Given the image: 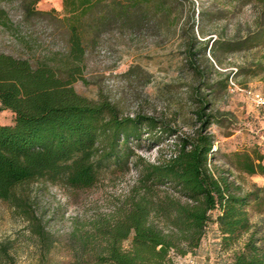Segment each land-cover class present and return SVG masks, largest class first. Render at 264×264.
Segmentation results:
<instances>
[{"label": "trees", "instance_id": "1", "mask_svg": "<svg viewBox=\"0 0 264 264\" xmlns=\"http://www.w3.org/2000/svg\"><path fill=\"white\" fill-rule=\"evenodd\" d=\"M180 1L62 0L69 46L64 75L48 62L32 64L27 58L0 52V111L13 114L10 124H0L1 200L20 201L17 188L37 180L84 189L93 186L109 166L123 168L132 162L137 168L129 194L113 211L71 231L76 244L72 264H170L172 254L184 256L199 246L210 223L216 226L224 249L245 236L226 264H264V184L245 187L233 179V171L264 176L263 156L256 149L235 150L215 163L217 149L210 131L214 114L208 93L194 89L196 127L186 133L154 115H122L108 98L88 99L72 86L85 54L83 33L93 26L83 20L86 15L97 11V25L168 28L182 14ZM254 1L260 3L264 20V0ZM198 14L202 20L203 9ZM6 20L0 5V24ZM189 20L192 26L185 46L189 65L200 85L210 90L207 76L193 63L196 58H190L196 54L191 52L192 45H201L204 55L210 40L195 35L193 11ZM261 42L264 27L241 39H214L209 50L213 48L217 58L220 47L236 51ZM229 74H221L225 84ZM144 135L153 143L158 136H174L175 142L167 156L150 162L132 147ZM35 233L42 249L39 264H51L43 260L53 244L51 237L39 225ZM0 253L6 264H16L5 245H0Z\"/></svg>", "mask_w": 264, "mask_h": 264}, {"label": "rangeland", "instance_id": "2", "mask_svg": "<svg viewBox=\"0 0 264 264\" xmlns=\"http://www.w3.org/2000/svg\"><path fill=\"white\" fill-rule=\"evenodd\" d=\"M181 0L182 14L170 27L144 24L139 29L120 28L111 23L95 24L97 11L84 17L92 23L83 33L85 54L80 72L72 83L75 91L88 99L103 96L114 103L122 115L144 113L169 120L178 131L190 133L196 127L194 89L208 93L214 120L216 160L224 153L256 149L264 161V109L257 106L254 94L264 97V42L236 51L217 49V58L209 50L214 39H241L264 27L260 3L252 0L232 3L225 0ZM7 20L0 24V52L27 58L32 64L45 61L64 75L68 52V29L62 0H0ZM203 9V19L198 12ZM194 13L195 35L209 39L204 55L202 46L192 45L193 63L207 76L212 88L206 89L194 76L186 52L191 32L189 17ZM202 30V31H201ZM228 82L222 73H229ZM232 79L239 89L229 86ZM250 92V93H248ZM13 114L0 111V124H10ZM144 135L132 143L135 152L147 161L165 157L173 148L174 136H158L156 143ZM131 161V160H130ZM137 178L132 162L127 167L109 166L102 170L89 188H72L58 181L37 180L17 188L21 200L10 203L0 199V245L16 264H39L42 249L35 233L39 225L52 239L43 259L51 264H72L75 241L71 231L100 214L113 211L129 194ZM233 179L247 187L264 184L262 175L233 171ZM252 221L257 220L249 208ZM245 236L231 248L220 245L216 226L210 223L201 242L192 253L172 254L170 264H226ZM0 264H6L0 253Z\"/></svg>", "mask_w": 264, "mask_h": 264}, {"label": "built area", "instance_id": "3", "mask_svg": "<svg viewBox=\"0 0 264 264\" xmlns=\"http://www.w3.org/2000/svg\"><path fill=\"white\" fill-rule=\"evenodd\" d=\"M229 86L233 87L234 89H239L232 79H229ZM253 97H254L255 104L264 109V97L259 94H254Z\"/></svg>", "mask_w": 264, "mask_h": 264}]
</instances>
